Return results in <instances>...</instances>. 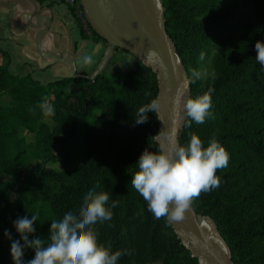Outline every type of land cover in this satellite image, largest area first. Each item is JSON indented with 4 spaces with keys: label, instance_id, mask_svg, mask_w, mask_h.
<instances>
[{
    "label": "trees",
    "instance_id": "trees-1",
    "mask_svg": "<svg viewBox=\"0 0 264 264\" xmlns=\"http://www.w3.org/2000/svg\"><path fill=\"white\" fill-rule=\"evenodd\" d=\"M225 1L160 0L165 32L188 79L186 96L214 89L210 116L185 128L184 113L177 143L186 144L192 132L205 146L214 137L228 152V166L216 172L219 187L201 193L191 207L213 224L233 264H264V72L255 60V43L264 42V0ZM91 34L100 37L93 28ZM201 51L213 52L214 81L192 82ZM0 56V175L9 177L0 184V264H13L10 245L20 239L13 221L26 205L46 208V224L29 239L47 244L51 221L78 213L84 194L96 185L108 192L107 206L119 202L110 209L111 221L92 226L99 244L132 252L118 264H198L171 223L157 220L130 182L142 151L160 150L157 112L135 123L138 109L158 91L152 68L133 53L135 63L120 81L100 72L41 84L11 73L1 48ZM44 98L55 109L52 124L38 107ZM34 255L25 249V264Z\"/></svg>",
    "mask_w": 264,
    "mask_h": 264
},
{
    "label": "clouds",
    "instance_id": "clouds-1",
    "mask_svg": "<svg viewBox=\"0 0 264 264\" xmlns=\"http://www.w3.org/2000/svg\"><path fill=\"white\" fill-rule=\"evenodd\" d=\"M255 51V60L264 72V42L257 41ZM147 56L154 58L156 53L149 49ZM205 59L206 54L201 51L199 60L203 62ZM77 63L81 68H85L92 66L95 61L92 54H85ZM209 78L213 81L216 79L215 71L201 69L192 72V82ZM213 91L214 89L209 87L202 95L187 98L182 91L177 94L174 103H182L186 116L185 128H191L193 122L203 124L210 116ZM150 95V92H145L146 97ZM38 107L44 116H52L55 113L47 98H44ZM159 108V100L152 99L138 109L135 123H146L147 113H154ZM188 136L187 143L180 145L175 140V128H172L171 134L167 136L166 146L155 152L146 148L136 162L138 170L131 176V185L146 202L147 210L157 220L165 219L169 223L182 220L194 199L201 193L219 187L220 179L216 172L228 166L229 154L214 137L205 146L196 134L189 132ZM98 187L99 185H96L84 194L78 213L69 211L62 219L51 221L47 244L45 239L40 237L29 239V235L35 232L33 225L38 219V214H32L31 219L24 216L13 221V227L20 236L19 240H12L10 245L13 264H25V249H32L35 253L34 258L26 264H118L123 255H132L129 250L113 252L97 242V235L92 226L97 222L111 221L113 213L110 209L119 204L113 200L110 207L107 206L109 194L98 192ZM4 235L12 239L8 231H5Z\"/></svg>",
    "mask_w": 264,
    "mask_h": 264
},
{
    "label": "water",
    "instance_id": "water-1",
    "mask_svg": "<svg viewBox=\"0 0 264 264\" xmlns=\"http://www.w3.org/2000/svg\"><path fill=\"white\" fill-rule=\"evenodd\" d=\"M94 31L112 47L124 48L156 73L159 100L158 133L160 149L175 128V140L183 123L180 104L174 103L179 92L187 95L188 79L165 32L160 0H80ZM156 57L149 58L148 50ZM138 51L143 52V57ZM76 76V75H75ZM94 76V75H93ZM183 244L196 257L198 264H233L229 250L209 220L192 207L180 221L170 222Z\"/></svg>",
    "mask_w": 264,
    "mask_h": 264
},
{
    "label": "crops",
    "instance_id": "crops-1",
    "mask_svg": "<svg viewBox=\"0 0 264 264\" xmlns=\"http://www.w3.org/2000/svg\"><path fill=\"white\" fill-rule=\"evenodd\" d=\"M0 48L9 55L11 73L30 75L41 84L75 75L112 73L125 68V52L133 56L94 34L82 36L61 0H0ZM85 54H92L95 63L81 68L77 61ZM7 180V175H0V184Z\"/></svg>",
    "mask_w": 264,
    "mask_h": 264
},
{
    "label": "rangeland",
    "instance_id": "rangeland-1",
    "mask_svg": "<svg viewBox=\"0 0 264 264\" xmlns=\"http://www.w3.org/2000/svg\"><path fill=\"white\" fill-rule=\"evenodd\" d=\"M234 0H226L225 3H231L233 2ZM206 54V59L205 61L201 62L199 60V68L200 70L201 69H207L209 72H211V58H212V54L213 52H208V53H205ZM126 57V58H125ZM125 57L122 58L123 59V64L125 66V68H120V69H116L114 72L110 73V72H104L105 74H107L114 82L115 81H120L123 79L124 77V74H125V71L129 68H131L133 66V64L135 63V58L133 56H131L130 54H128L127 52H125ZM122 64V65H123ZM71 90H74V89H71ZM184 97L187 98L186 94H184ZM184 114V110H183V106H182V103H180V116L182 117ZM92 116L96 115V112L92 113L91 114ZM43 119L44 121L48 122L49 124H52V121L50 119L49 116H44L43 115ZM25 136H26V139L28 141H32L33 140V136L30 134L28 135L29 133H25V131L23 130L22 131ZM35 164L34 161H31L28 165V167H33ZM50 167H53V168H59V165L57 164H48ZM46 208L41 205V204H38V205H32V204H28L25 206V208L23 209L21 215H20V218L21 217H24V216H27L29 219H31V215L32 214H38V219L36 221V223L33 225L35 229L38 228L39 225H44L46 224L47 220H46ZM210 222V221H209ZM211 226H213V224L210 222ZM46 226V225H45Z\"/></svg>",
    "mask_w": 264,
    "mask_h": 264
},
{
    "label": "built area",
    "instance_id": "built-area-1",
    "mask_svg": "<svg viewBox=\"0 0 264 264\" xmlns=\"http://www.w3.org/2000/svg\"><path fill=\"white\" fill-rule=\"evenodd\" d=\"M68 7L70 14L72 15L79 30L84 31L87 34H91V25L85 14L84 8L80 0H61Z\"/></svg>",
    "mask_w": 264,
    "mask_h": 264
},
{
    "label": "bare ground",
    "instance_id": "bare-ground-1",
    "mask_svg": "<svg viewBox=\"0 0 264 264\" xmlns=\"http://www.w3.org/2000/svg\"><path fill=\"white\" fill-rule=\"evenodd\" d=\"M139 52V55L141 56V57H143V52L142 51H138Z\"/></svg>",
    "mask_w": 264,
    "mask_h": 264
}]
</instances>
